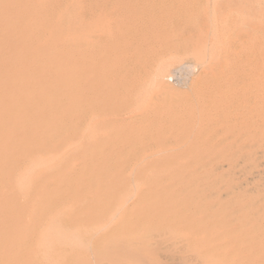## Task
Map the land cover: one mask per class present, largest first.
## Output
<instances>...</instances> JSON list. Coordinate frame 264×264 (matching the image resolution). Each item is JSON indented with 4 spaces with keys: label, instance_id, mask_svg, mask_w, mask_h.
Returning <instances> with one entry per match:
<instances>
[{
    "label": "bare ground",
    "instance_id": "bare-ground-1",
    "mask_svg": "<svg viewBox=\"0 0 264 264\" xmlns=\"http://www.w3.org/2000/svg\"><path fill=\"white\" fill-rule=\"evenodd\" d=\"M9 1L0 0V264H158L189 248L217 258L231 248L235 264H264L263 145L239 137L185 164H129L127 134L91 127L121 108L91 104L109 81L88 84L95 50L78 39L75 5L67 20L58 0ZM110 29L111 51L122 53L123 18ZM101 48L99 65L113 57ZM160 191L187 197L147 206L145 193Z\"/></svg>",
    "mask_w": 264,
    "mask_h": 264
},
{
    "label": "rangeland",
    "instance_id": "rangeland-1",
    "mask_svg": "<svg viewBox=\"0 0 264 264\" xmlns=\"http://www.w3.org/2000/svg\"><path fill=\"white\" fill-rule=\"evenodd\" d=\"M118 1L112 7L110 0H58L56 5L66 6L67 20L71 6L78 8L74 10L78 39L95 50L88 84L99 91V83L109 81V87L102 89L104 101L91 104L101 107L98 113L107 109L102 106L121 108L117 118L103 114L95 119L92 129L113 130L123 139L127 134L126 143L135 141L126 150L135 154L129 163L135 166L154 165L167 157L185 164L220 150L216 145L220 140L227 145L241 142L239 137L247 138L243 143L264 147V0H123V14ZM120 18L123 52L113 54L116 32L104 34L102 29H114ZM97 48L113 57L99 65ZM164 65L166 71L155 80ZM119 151L113 156L123 154V147ZM133 186L126 182L124 187ZM145 194L150 199L146 205L152 202L159 210L187 197L173 191ZM226 249L224 258L206 257L189 248L154 260L235 264L233 251Z\"/></svg>",
    "mask_w": 264,
    "mask_h": 264
},
{
    "label": "built area",
    "instance_id": "built-area-1",
    "mask_svg": "<svg viewBox=\"0 0 264 264\" xmlns=\"http://www.w3.org/2000/svg\"><path fill=\"white\" fill-rule=\"evenodd\" d=\"M172 80H173V78H171ZM172 80H170V81H172Z\"/></svg>",
    "mask_w": 264,
    "mask_h": 264
}]
</instances>
